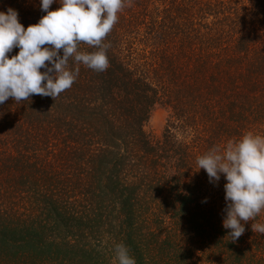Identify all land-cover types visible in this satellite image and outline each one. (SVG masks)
<instances>
[{"label":"trees","instance_id":"16d2710c","mask_svg":"<svg viewBox=\"0 0 264 264\" xmlns=\"http://www.w3.org/2000/svg\"><path fill=\"white\" fill-rule=\"evenodd\" d=\"M8 8L25 28L46 15L40 0ZM104 44L109 68L70 60L55 101L0 104V264H117V244L136 264H264V210L231 242L227 181L196 162L264 136V0H125Z\"/></svg>","mask_w":264,"mask_h":264},{"label":"clouds","instance_id":"9594fccd","mask_svg":"<svg viewBox=\"0 0 264 264\" xmlns=\"http://www.w3.org/2000/svg\"><path fill=\"white\" fill-rule=\"evenodd\" d=\"M53 3L40 0V10L46 15L27 28L14 9L0 12V104L10 97L21 103L33 95L55 101L79 75V67H69L70 60L97 73L109 68L106 50L110 45L104 40L118 22L125 0H59L61 7L49 11ZM81 43L97 50L81 52ZM14 48L19 51L9 58ZM196 162L210 182L224 175L222 226L231 230L227 235L231 242L237 241L245 232L244 223L264 210V136L247 133L238 142H228L223 150L210 149ZM251 227L264 235V225ZM114 253L117 264H136L125 245H115Z\"/></svg>","mask_w":264,"mask_h":264},{"label":"rangeland","instance_id":"374dc122","mask_svg":"<svg viewBox=\"0 0 264 264\" xmlns=\"http://www.w3.org/2000/svg\"><path fill=\"white\" fill-rule=\"evenodd\" d=\"M168 118V112L162 106H156L146 124V131L153 137H158L163 131Z\"/></svg>","mask_w":264,"mask_h":264}]
</instances>
